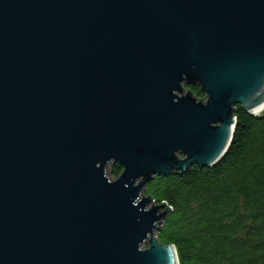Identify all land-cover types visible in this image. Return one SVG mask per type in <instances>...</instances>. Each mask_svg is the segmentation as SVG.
<instances>
[{
  "label": "water",
  "instance_id": "water-1",
  "mask_svg": "<svg viewBox=\"0 0 264 264\" xmlns=\"http://www.w3.org/2000/svg\"><path fill=\"white\" fill-rule=\"evenodd\" d=\"M236 104L264 108V0H0V264H178L143 187L215 164Z\"/></svg>",
  "mask_w": 264,
  "mask_h": 264
},
{
  "label": "trees",
  "instance_id": "trees-1",
  "mask_svg": "<svg viewBox=\"0 0 264 264\" xmlns=\"http://www.w3.org/2000/svg\"><path fill=\"white\" fill-rule=\"evenodd\" d=\"M185 88L205 97L199 84ZM234 116L230 144L215 164L154 175L143 187L170 208L155 235L174 245L178 264H264V108L251 114L236 104ZM121 169L109 164L112 177Z\"/></svg>",
  "mask_w": 264,
  "mask_h": 264
},
{
  "label": "rangeland",
  "instance_id": "rangeland-1",
  "mask_svg": "<svg viewBox=\"0 0 264 264\" xmlns=\"http://www.w3.org/2000/svg\"><path fill=\"white\" fill-rule=\"evenodd\" d=\"M261 111H262V110H261ZM108 170H109V166H108ZM146 245H147V243L145 242V243H144V246H146Z\"/></svg>",
  "mask_w": 264,
  "mask_h": 264
}]
</instances>
